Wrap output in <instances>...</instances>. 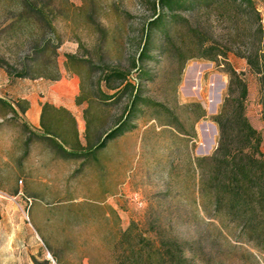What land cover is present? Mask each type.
Instances as JSON below:
<instances>
[{"label":"rangeland","instance_id":"rangeland-1","mask_svg":"<svg viewBox=\"0 0 264 264\" xmlns=\"http://www.w3.org/2000/svg\"><path fill=\"white\" fill-rule=\"evenodd\" d=\"M33 1L54 30L42 17L11 27L9 0H0V58L14 73L28 67L27 77H9L0 67V264H115L132 225L131 234L160 231L189 242L195 264H264V253L214 217L199 193L196 166L216 148L212 118L229 67L247 83L245 114L262 136L264 159L260 86L247 63L264 55V0H197L176 12V22L165 12L151 31L141 79L132 65L157 0ZM218 51L224 56L215 57ZM69 54L78 60L68 62ZM114 69L125 80L112 84L131 83L152 104H138L128 130L95 158L52 162L26 127L22 97L59 91L42 74L77 72L95 137L130 103L129 91L112 103L101 100Z\"/></svg>","mask_w":264,"mask_h":264},{"label":"trees","instance_id":"trees-1","mask_svg":"<svg viewBox=\"0 0 264 264\" xmlns=\"http://www.w3.org/2000/svg\"><path fill=\"white\" fill-rule=\"evenodd\" d=\"M197 0H157L154 4V16L147 23L142 38V44L137 58L133 61L132 67L138 68V78L146 76L139 65L149 59V44L152 29L162 25L167 19L168 12L173 22L178 18L176 12L189 3L191 8ZM210 0H201L207 3ZM221 2V0H213ZM237 0H235L236 2ZM251 2V0H245ZM8 14L10 15V26H20L29 23L34 17L43 18L47 28L53 29L52 21L45 14L38 4L33 0H9ZM34 37V36H33ZM47 41L40 51H48ZM36 50V49H34ZM40 52V53H41ZM215 57L224 53L215 52ZM68 62L77 61L75 55H67ZM247 63L252 73L258 77L260 86V103L262 105V120L264 122V55L247 57ZM0 67L6 70L9 77H27L28 67L22 72L14 73V69L4 59L0 58ZM69 69V63L67 64ZM229 82L227 91L218 113L212 118L218 129L217 145L209 156L196 159V166L200 172L199 193L207 206L212 209L214 217L224 227L233 226L238 231V236L255 245L264 253V159L261 150L262 136L251 125L246 110L248 87L241 74L234 69L228 68ZM75 75H79L74 72ZM142 73V74H141ZM49 80L58 81L61 77H51L42 74ZM105 82L110 93H102L101 100L104 103H112L122 94L131 92L129 106L123 118L115 121L111 128L100 130L95 137L89 134V122L85 119L90 101L79 95L76 99L78 105L85 104L84 120L86 131L84 145H81L76 124L69 126L68 137L64 129L59 125L57 119L55 125L50 128L44 127V133L57 137L64 143L69 142L75 149L76 157L95 158L96 153L104 150L108 143L122 135L128 130V122L134 115L138 104L151 105L152 102L140 96L138 89H134L131 83L114 85L113 81L123 82L125 74L114 69L106 73ZM0 102L4 103L2 99ZM51 105L43 106V113ZM26 105L22 109L23 113ZM43 116V115H42ZM204 114H201L203 117ZM79 151L80 154L78 153ZM91 159V158H90ZM1 219V215H0ZM132 225L122 234L121 252L116 257L115 264H195V257L190 254L191 244L187 241H180L173 237H167L164 232L144 233L137 230L131 234Z\"/></svg>","mask_w":264,"mask_h":264},{"label":"crops","instance_id":"crops-1","mask_svg":"<svg viewBox=\"0 0 264 264\" xmlns=\"http://www.w3.org/2000/svg\"><path fill=\"white\" fill-rule=\"evenodd\" d=\"M56 82L59 91H53L49 87L46 93H41L42 97L34 92L22 97L26 100L24 102L26 104L24 119L28 131L34 133L35 145L37 144L41 148L42 154L50 156L52 162L73 163L76 149L68 141L64 143L57 137L45 134L44 127L50 128L56 124L59 118V125L64 129L62 132L68 137L69 126L76 124L80 143L84 145L83 135L86 130L84 110L86 107L84 104L76 103V99L80 95V80L77 75H64ZM45 104L51 105L52 108L43 113ZM80 152L78 153L80 154Z\"/></svg>","mask_w":264,"mask_h":264}]
</instances>
